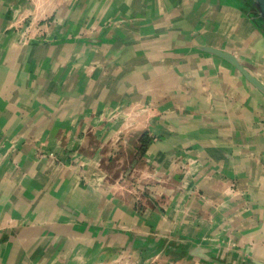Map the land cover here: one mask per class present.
Wrapping results in <instances>:
<instances>
[{
  "label": "crops",
  "instance_id": "obj_1",
  "mask_svg": "<svg viewBox=\"0 0 264 264\" xmlns=\"http://www.w3.org/2000/svg\"><path fill=\"white\" fill-rule=\"evenodd\" d=\"M253 16L245 0H0V264H264Z\"/></svg>",
  "mask_w": 264,
  "mask_h": 264
},
{
  "label": "water",
  "instance_id": "obj_2",
  "mask_svg": "<svg viewBox=\"0 0 264 264\" xmlns=\"http://www.w3.org/2000/svg\"><path fill=\"white\" fill-rule=\"evenodd\" d=\"M245 1L249 3L253 9L255 8L257 15H254L253 18L254 20H256L258 27H260V29L264 33V0H245ZM209 51L218 55L224 60L230 62L240 72H242L249 81H251L253 84L257 86H260L259 85L260 83H258V81L248 72V70L241 63V61L237 59L234 55L224 52V51H219L216 49H211Z\"/></svg>",
  "mask_w": 264,
  "mask_h": 264
},
{
  "label": "trees",
  "instance_id": "obj_3",
  "mask_svg": "<svg viewBox=\"0 0 264 264\" xmlns=\"http://www.w3.org/2000/svg\"><path fill=\"white\" fill-rule=\"evenodd\" d=\"M249 4V3H248ZM250 5V4H249ZM250 7H252L251 5H250ZM252 10H253V15H257V12H256V10H255V8L253 9L252 8ZM144 143H147V141H144ZM143 151H144V149H143Z\"/></svg>",
  "mask_w": 264,
  "mask_h": 264
}]
</instances>
